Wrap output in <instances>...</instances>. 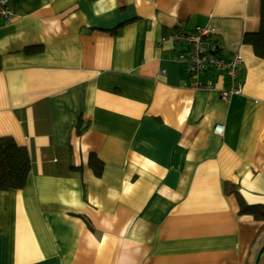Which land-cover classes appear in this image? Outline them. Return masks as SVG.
I'll return each mask as SVG.
<instances>
[{"label":"crops","instance_id":"obj_1","mask_svg":"<svg viewBox=\"0 0 264 264\" xmlns=\"http://www.w3.org/2000/svg\"><path fill=\"white\" fill-rule=\"evenodd\" d=\"M11 4L0 137L32 168L25 188L0 190V264H251L264 224L224 184L264 206V60L243 42L261 0ZM205 25L244 59L229 101L192 89L181 47L163 42Z\"/></svg>","mask_w":264,"mask_h":264},{"label":"built area","instance_id":"obj_2","mask_svg":"<svg viewBox=\"0 0 264 264\" xmlns=\"http://www.w3.org/2000/svg\"><path fill=\"white\" fill-rule=\"evenodd\" d=\"M16 19L11 0H0V26L9 25ZM181 47L175 54V60L186 65L190 74V87L194 90H218L223 101L244 93L241 73L244 59L239 53L225 59L222 44L218 39V29L210 26H198L193 30H176L163 37ZM219 80L222 85L219 87ZM219 87V88H218ZM223 127L215 132L222 134Z\"/></svg>","mask_w":264,"mask_h":264},{"label":"trees","instance_id":"obj_3","mask_svg":"<svg viewBox=\"0 0 264 264\" xmlns=\"http://www.w3.org/2000/svg\"><path fill=\"white\" fill-rule=\"evenodd\" d=\"M243 42L253 47L255 55L264 60V0H261L260 30L258 33H246ZM91 163L99 175L102 170V163L95 157L92 158ZM31 168L32 162L26 147L19 145L13 137H0V190L25 188ZM224 191L226 194L236 196L241 214L251 215L255 220L264 224V206L248 205L240 195L237 187L231 183L224 184ZM260 264H264V256L261 258Z\"/></svg>","mask_w":264,"mask_h":264},{"label":"water","instance_id":"obj_4","mask_svg":"<svg viewBox=\"0 0 264 264\" xmlns=\"http://www.w3.org/2000/svg\"><path fill=\"white\" fill-rule=\"evenodd\" d=\"M264 256V245L260 249L257 259H256V264H260L261 258Z\"/></svg>","mask_w":264,"mask_h":264},{"label":"rangeland","instance_id":"obj_5","mask_svg":"<svg viewBox=\"0 0 264 264\" xmlns=\"http://www.w3.org/2000/svg\"><path fill=\"white\" fill-rule=\"evenodd\" d=\"M263 243H261L260 244V246H259V250H260V248L262 247L261 245H262ZM256 255V254H255ZM254 255V257L252 258V260H251V264H256V259H257V257ZM258 256V255H257ZM255 258V259H254Z\"/></svg>","mask_w":264,"mask_h":264}]
</instances>
